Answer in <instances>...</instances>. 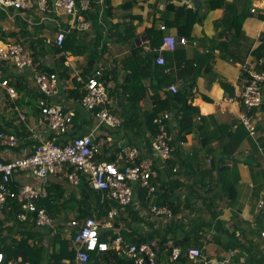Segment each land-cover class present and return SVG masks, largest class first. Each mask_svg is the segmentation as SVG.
<instances>
[{"label":"crops","instance_id":"obj_1","mask_svg":"<svg viewBox=\"0 0 264 264\" xmlns=\"http://www.w3.org/2000/svg\"><path fill=\"white\" fill-rule=\"evenodd\" d=\"M213 1L220 0H94L93 2L90 0V7L86 10L88 13L82 11L87 27L77 29L94 41L98 31L95 27V19L89 15L93 8L100 11L98 18L101 21L100 25L105 26L103 33L104 41L107 43L99 69L103 75L107 69L111 78L107 83L110 97L109 109L112 114L120 118L121 124L118 126L99 124L95 113L82 103L83 92L87 89L79 77L87 78L84 76V68L88 66V51L82 54L68 51L41 56L36 68L24 73L27 88L22 91L16 89L14 96L8 97L5 92H1L0 96V115L3 117L6 128H10L8 123L12 121V128H20V131L26 129L30 138L50 139L48 134L51 130L38 123L39 112L35 108L37 95L35 94V101H32L30 94L38 90L35 83L36 72L39 69L45 70L43 66H58L60 69L59 92L53 99L65 109L75 112L72 127L68 132L69 136H65L59 142L65 141L64 139L70 136L92 134L106 149L105 156L100 155V160H107L111 156L115 158L114 160L124 163L125 159L121 157V154H125L126 148L130 146L136 148L143 158L152 157L153 152L155 157L153 162L157 169L162 158L153 151L155 136L149 129L139 124L144 122L147 114L153 110L156 96L158 94L163 98L172 96V91L170 85H165L158 91V88L155 89L153 86L152 78L148 76L144 79L147 85L145 97L137 106L133 105L132 101L127 99L123 87L124 77L132 71L127 59L133 57L135 50L143 49L144 54L150 53L148 48H151V42L146 32L148 28L154 27L158 32L163 31L165 34L178 38L181 30L187 25L188 10L195 11L197 16L200 15L202 20L194 19L192 25L187 26L189 33L183 35L187 38V43L178 44L185 58L192 62L190 70L198 67L201 71L194 85L190 87L185 100L186 104H191L196 109L191 112L173 113L169 123L171 141L174 145L173 153L164 166V168L167 167L170 176L178 178L186 185L176 191L179 197L174 196V199L178 200L176 205L179 206V213L174 217L166 214L158 216L150 212L153 204L151 203L148 211L150 213H147L150 214L153 225L140 224L143 227L142 233L154 229L158 231V238L155 240H161V237L166 235L167 243L157 248L160 264H174L168 257V244L182 241L188 234L190 238L187 242L176 245L184 249L201 248L210 261L209 264H219L220 260L228 257L229 250L232 248L231 245L227 247L225 231L245 232L252 236L253 227L257 226V221L260 222L258 204L264 196V157L259 153L257 144L264 146V107L257 108L253 114V123L257 125L259 137L250 136L245 126L243 128L245 136L234 151L230 153L226 146L230 143L229 131H235L238 128L241 114L247 111L243 109L240 99L252 69L264 71L261 67L254 68L259 61L254 52L264 44V0H223L220 1L222 5L212 8ZM254 7H256L255 11L252 10ZM111 8L112 10H109ZM107 12L114 14L106 15L108 21L123 24L122 27L128 22L129 14L137 16L133 21L136 26V36L124 40L117 39L116 36L108 37L110 24L103 21V16ZM23 14L25 17L21 18L0 17V46L7 43L6 41H19L22 44L24 42L31 53L33 52L30 46L31 41L38 43L39 47L43 45L42 41L48 45L53 42L61 46L55 40L59 31H55L53 27L60 25V22L70 24L69 17L55 12L53 15L50 13L37 20L44 11L34 6L26 9ZM24 24L28 30L26 35L21 34ZM162 24L168 27L164 29L165 31L161 29ZM12 32L15 35H12ZM173 52L174 50L163 52L166 65L171 63L166 71L169 73L170 68L174 67L176 77L174 83L182 88L192 79L190 73L184 74L183 77L178 76L176 70H179L177 66L179 59L178 57L175 59ZM62 55L66 57L63 64L61 63ZM157 55L155 54L156 57ZM260 62L264 63V57L260 59ZM13 66L11 65V70H8L11 71V79H14V74H18ZM64 67H68L69 75L62 71ZM61 72L65 74L64 77L61 76ZM77 84H82L79 89L81 96L74 92L78 90ZM15 110L18 111L16 114ZM21 112L27 116L24 122H21L19 118ZM129 117L134 118L136 122L132 127L126 124ZM24 143L23 141L22 146ZM34 147L28 146L26 149L24 147V151L17 153L13 152L12 148H3V156L6 158L20 156L22 152L29 153ZM221 167H226V171ZM174 168L177 170L174 171ZM71 170L68 167L64 173L44 179L24 177L27 182L41 184V187L45 184L48 192L55 198V202L60 205L58 208L62 212L60 216L63 215L67 219L65 226L51 230L46 237L47 244H52L57 234H61L66 239L72 238L76 228L69 226L70 221L74 218L78 219L85 211H94L95 208L93 201L90 207L76 202L83 196L82 181L78 184L73 183L67 175V172ZM156 174L158 175L157 171ZM165 175L161 173L158 178H163ZM191 188L194 194L189 193ZM61 189H64V196L56 200ZM133 199L134 206L139 205L138 195ZM2 210L0 207V218L3 216ZM100 221L104 224L108 219L103 218ZM115 221L116 219L111 221L112 234H116L125 226V223ZM104 228L106 227H102L103 233ZM107 228L110 230L109 227ZM196 229L199 231L197 233H203L197 241H195L196 236L192 235ZM155 243L157 244V241ZM124 259H126L125 254L117 246L110 245L107 249L92 252L87 263L75 259L71 263L68 261V264H119ZM44 264H48L47 259ZM182 264H185V261H182Z\"/></svg>","mask_w":264,"mask_h":264},{"label":"trees","instance_id":"obj_2","mask_svg":"<svg viewBox=\"0 0 264 264\" xmlns=\"http://www.w3.org/2000/svg\"><path fill=\"white\" fill-rule=\"evenodd\" d=\"M93 1L94 0H92V2ZM137 1H143V0H137ZM220 1L219 2L213 1V6L211 7L215 8V6L222 5ZM0 6H1L0 17L2 18L7 16L8 17L12 16L14 18L25 17L23 12L26 11V9H15L12 6H4L2 5V3H0ZM35 7L39 9L37 4L34 5V8ZM86 10L88 9H84L82 11L86 12ZM109 10H112V8ZM53 13H55V10L44 11V14H41L39 18H37V20H40L44 15L46 16H48L49 14L53 15ZM99 14L100 11L96 8H93L89 15L90 17H93L95 19L96 22L95 27L98 31V35L96 36V39L94 41L90 40L87 35H83L81 31L77 29L78 28L77 24L71 25V23L70 24L68 23L69 24L68 25V24H64L63 22H60V25H55L53 27L55 31L66 32V36L62 46H58L53 42H51V44L48 45L42 41L43 45L39 47L38 43H36L35 41H31L30 46L31 48H33V52H32L33 64L40 61L41 60L40 57L48 53H61V52L66 53L68 51H73V53L82 54L88 51L89 52L88 66L84 68V76H86L87 78H84L82 82L86 83V81H88L90 77L96 76L95 75L96 72L100 71L101 74L96 77L98 78L99 81H103L107 86V83L111 80L110 76L107 73V69H105L106 70L105 75H103V72L101 71V69H99L101 60H103V55H104L103 53L104 51H106V43H107L106 41H104L105 35L103 33V28L105 26L100 25L101 21L98 18ZM110 14H112L111 16L114 15L113 13L107 12V14L105 13V15L103 16V21L110 24L109 33H107L108 37L116 36L117 39L124 40V39H131L136 36V26L133 24V21L136 19L137 16L129 14L128 22L125 23L124 27H122L123 24L111 23V21H108L106 15L110 16ZM197 15L198 14L195 13V11L188 10L187 25H185V28L181 30L180 32L181 35H179V37L183 36L184 34L188 35L189 29L187 28V26L189 25L190 27L194 19L202 20L199 17L200 15L199 16ZM70 18L71 16H69V19ZM24 25L25 26L23 27L21 34L26 35L28 33V30L26 29V24ZM164 25L167 27L166 24ZM117 31H119V33H117ZM146 32L149 35L151 42V48H148V51L150 53L144 54V52H142L143 49L141 50L139 49V51L135 50L133 53V57L127 59V61L130 62L129 65L132 67V71L129 72L126 77H124V81H123L124 93L127 96V99L131 100L133 105L137 106V104L140 103V101L145 97V94L147 92V85L145 84L144 81L146 77L150 76L152 78L153 80L152 82H154L153 86L155 87V89L157 87L158 91H160V89H162L165 85L168 86L170 85V87L171 85H176L177 86L176 92H174L170 88V90L172 91V96H167L165 98H163L159 94L156 96L155 99L156 101L153 106V110L147 114L146 120L139 124L145 129H149L151 133L156 137L158 131H160V124L156 123L155 119L162 117L163 118L162 121L166 126L168 135L169 137H171L172 134L169 129V123L173 116V113L176 112L175 114H177V112H181V111L191 112L196 109L195 106L188 103L186 104L185 100L188 95L190 87L194 85L195 80L200 76L201 71L200 68L198 67H195L194 69H192V71L190 70V65L192 62L188 61L185 58L183 50L178 45L179 43H177L175 49H173L175 59L176 57H178L179 59L177 62L178 63L177 66L179 70L177 69L176 73L180 77H183L184 74L190 73L189 75L192 79L190 83H185V85H183L182 88L178 86L176 83H174V81L176 80L175 71L173 70L174 67L170 68L169 73L166 71V68L169 67L171 63L170 64L167 63L168 65H166V59L164 63H159L157 61L159 53L164 54L165 51H167L160 49V46L163 43V39L166 34L163 33V31L158 32L154 27L148 28ZM9 35L11 36V33ZM12 35H15V33L12 32ZM155 54L157 55V57L155 56ZM254 54L257 57V60H259L254 65L255 66L254 68L261 67L264 70V63L260 62V59L264 57V44L259 46V48L255 50ZM65 58H66L65 55L61 56L62 64L64 63ZM10 62H11L10 60L0 57V72H2L3 76L10 78L12 74L11 71L8 70H11V65L12 66L14 65L13 67L17 69L18 74L16 73L13 75L14 79H11V84L14 85L17 90L22 91L24 88L28 87V84H25L24 73L27 70L33 69L34 65L27 66L24 68H17L15 64ZM43 68L49 74L55 72L58 75V73L60 72L58 66H46V67L43 66ZM67 69L68 67L67 68L64 67L62 71L64 73H67V75H69ZM63 72H61V76L64 77L65 74H62ZM251 78L252 75L250 74L249 79ZM35 83H36V78H35ZM260 85L264 86V80ZM39 86L40 85L36 83V87L38 88V90L36 92H31L30 100L33 101L35 98V94L37 95L35 108L38 109L39 118H40L41 111L38 106L39 100L43 98H47L50 102L52 101L55 102V101L53 99L54 97H52L51 95H47ZM81 86L82 84H77L76 87L78 90H74V92H76L78 96L80 95L79 89H81ZM1 92H5L8 97L11 96L8 93V91L4 88H1ZM85 92L86 90L83 92V95L85 94ZM262 93H263V99L261 103H259L260 105L252 108H249L244 103L242 97L240 99V102L243 109L249 111L251 114H254L257 108L264 107V89L262 90ZM204 97L208 98V96L206 95H204ZM97 108H99V106ZM97 110L98 109H95L94 113H96ZM17 112H18L17 110L14 111L15 114ZM165 113H168V117H164ZM130 117L129 120H126V124L129 127H132L136 122L134 118L130 119ZM19 118L21 122L27 120V116L24 119H22L20 115ZM11 126H12V121L8 123V127L10 128H6V126H4L3 117L0 115V158L1 159H9L3 156V148H12L13 152L17 153L19 151H24L23 150L24 147L25 149L28 148V146L33 148L35 145L39 144V140H37L36 138L29 137V132H27L26 129L25 131L24 130L20 131V128H15V127L12 128ZM243 128H245V124L242 122V119H240V124H238V128L235 131H229L228 135L230 137V143L226 146V148L229 149L230 153L234 151V148L237 147V145H239L242 139L244 138L245 131H243ZM3 134L16 135L17 138L20 140V144L12 147L11 145L3 144L2 143ZM68 134H69L68 132L60 134L54 130H51V133L48 134L49 136L48 138L55 141H59L65 138V136H69ZM76 137L79 136H74V137L70 136L67 139H64L65 141H60V142L67 143L69 140L74 139ZM21 141L25 142L23 146ZM169 143L171 147H174V145H172L173 142L171 140H169ZM105 151L106 149H104V145H103L102 151L99 154H97L98 160H100V155L105 156L106 153ZM152 153H151L152 157H146V158L154 160L155 157ZM22 155H28V153L25 154V152H22ZM146 158L145 157L143 158V155L139 152V157L137 158V162H140ZM161 158H162V160L160 161L161 163L158 165L157 169L155 168V164H154L155 162H153V168L157 171L159 176L161 173L166 175L163 178L161 177L158 178V175L156 174L152 178L153 183H156L158 187L156 192L149 194L148 188L141 186L139 183H133L134 186L133 198H135L138 195V200L140 201L139 205H136L137 207L134 206V202H133L134 199L130 204L123 205L122 203L119 202V200L113 198L111 195H107L108 190L96 189L89 184L88 180L82 178L81 181L83 188V196L81 200H77L76 202H79V204L81 205L90 207L92 206L93 204L92 201H93L95 206L94 208L95 212L93 210L92 212L85 211L83 212L82 216H79L78 219L88 216V217H96L97 219L101 220L104 217H106L105 219H108V221L110 220L113 221L114 219H116L115 222L125 223V226L121 228V230L118 231L116 234H112L111 229H113V226L111 227L108 226L110 230H107L108 229L107 227L104 228L105 232L101 234V240L103 241L107 240L113 242L117 237H122L124 247L130 243H137V244L149 243L157 250L158 246L160 245L163 246V244H166L168 241L166 235L164 237H161V240H155L156 238H158V234H157L158 231L154 229L153 231L142 233L141 229H143V227L140 225L141 223H144L145 225L147 224L153 225L152 221H150L151 216L150 214H148L152 212V211L148 212L151 203H157L159 205L169 206V208H171L173 212L172 217H174V215L179 213V206L176 205L178 200H175L174 196L179 197V194L176 191H178V189L186 185L178 178L175 177L173 178L172 176H170L168 174L169 172L167 171V167L164 168L169 158L165 159L162 156ZM114 159L115 158H112L110 156L107 159V161H114ZM221 168L224 171H226L227 169L226 167H221ZM208 172H210V170ZM11 187L14 190L15 194H17V192L19 191L18 189L20 187L19 180L18 179L13 180L11 182ZM43 188L46 189L45 184H43ZM63 192L64 189H61V192L56 200H60L64 196ZM189 193L194 194L192 188ZM262 198H264V196ZM39 204L45 206L49 215L54 219V224L52 227L43 228L41 226H38L35 219L36 216L35 213H29L30 216L27 220L24 221L21 220L19 218V214L22 211H24L22 202L17 198V196L8 197L6 203L1 207L3 209L2 210L3 216L2 218H0L1 219L0 220V252L4 253L7 261L13 260L18 264H44L46 259L48 260V264H68V261L70 263L74 262L76 259V253L73 248V240H72L73 236L70 239H66L62 237L61 234H57L53 239L52 244H47L48 239L46 237H48L51 230L58 229L59 226H65V222H67L65 216L63 215L60 216L62 213L58 209L60 205L55 202V198L52 197L51 193L48 194L47 198L41 199L39 201ZM114 210L116 211V214H114V216L111 217L110 213L113 212ZM259 214H260V222L257 221L256 223L257 226L253 227L252 236L245 234V232L238 233L237 231H233V232H230L229 230L225 231L227 234V242H226L227 247L231 245L232 248L229 250V254L227 257L228 259L226 258L223 259L222 261L220 260L219 264H226V263L227 264H264V250L260 249V245L262 243L264 244V238H262L261 235V232L264 230V207L260 209ZM69 226L76 228L73 231V235H75L78 226L76 227L72 226L71 221ZM194 232L195 233H193L192 235L196 236L195 241H197V239H199V237L202 236L203 233L202 232H200V234L197 233L199 232L197 231V229ZM215 237L218 238V236ZM189 238H190V234H188V236H186L184 240L175 242V244H179V243L184 244L189 240ZM155 241H157V244L155 243ZM231 250H234V254H231L230 252ZM242 257H244V260H242ZM130 264H135L134 260H130Z\"/></svg>","mask_w":264,"mask_h":264},{"label":"built area","instance_id":"obj_3","mask_svg":"<svg viewBox=\"0 0 264 264\" xmlns=\"http://www.w3.org/2000/svg\"><path fill=\"white\" fill-rule=\"evenodd\" d=\"M4 6H12L15 9H28L35 4L41 10H51L49 0H0ZM90 7V0H55L54 10L60 15L71 16V25H76L79 28L87 27L85 16L82 10ZM253 11L256 7L252 8ZM69 19V20H70ZM165 29L164 24L161 25ZM66 32L61 31L57 35V43L61 45L65 39ZM177 43H187V38L181 36L179 39L171 34H166L163 43L160 46L161 50H173ZM0 57L8 59L17 66L24 68L33 66V57L31 52L21 42H10L5 46H0ZM157 61L164 63L165 58L162 53H159ZM101 74L96 72V76ZM252 78L244 87L241 94L244 103L249 107L260 105L263 99L262 84L264 80V72L262 70L252 69ZM96 76H92L86 81V93L82 97L83 105L95 111L99 119V124L108 126H118L121 124L120 118L112 114L109 109L110 97L107 86L103 81H99ZM36 83L47 94L54 97L59 92V77L57 73L51 74L47 71L39 69L36 74ZM81 81L82 77H79ZM1 88L8 91L11 96L16 94V88L11 84V78L5 77L0 73V96ZM174 92L177 91L176 85L170 87ZM38 106L41 111V116L38 123L45 125L49 130H54L60 134L69 132L73 124L75 112L65 109L62 105L55 102H50L47 98L40 99ZM99 106V108H97ZM21 118L26 115L21 112ZM164 117H168L165 113ZM242 122L248 128L250 135L258 137L259 130L257 125L253 123V116L248 111L243 112L240 116ZM162 117L156 118L155 122L160 124L154 138L153 150L163 158L171 156L173 147H171L166 126L162 121ZM36 138V137H35ZM38 138V137H37ZM39 139V144L35 145L34 149L28 155L14 156L9 159L0 158V207H2L8 197L17 196L22 202L23 209L19 214L21 220H27L29 213H35V219L38 226L52 227L54 219L49 215L45 206L40 205L41 199L47 198L49 192L41 187V184L27 182L24 179L27 177H35L44 179L51 175L64 173L68 167L73 168L68 171L70 180L78 184L82 178L89 181V184L96 189L108 190L107 195L119 200L123 205L130 204L133 201L134 186L133 183H139L141 186L148 188L149 194L157 191L156 183H153L152 178L156 175V170L153 168V160L146 158L137 162L139 152L136 148L128 146L125 154L121 157L125 159L124 163L120 160L107 161L98 160L97 154L102 151V143L96 141L92 134L76 137L69 140L67 143L58 142L52 139ZM3 144L17 146L20 140L16 135H4ZM259 151L264 155V146L259 145ZM23 177V179H21ZM15 179L19 180L20 187L17 194L11 187V182ZM260 206H264V198L260 200ZM154 214H166L172 216L173 212L167 205H159L153 203L150 209ZM116 214V211L110 213L111 217ZM71 225L77 228V232L73 235V248L76 253V260L82 263H87L92 252L97 250L107 249L110 245L117 246L118 249L125 254L126 259L119 264H130V260H134L135 264H160L158 261L157 250L149 243H130L123 246V238L117 237L113 242L101 240L103 233L102 227H111L112 222L107 221L104 224L96 217H85L81 219H72ZM264 238V230L261 232ZM169 260L174 264H209V260L198 247L184 249L173 242H169ZM234 254V250L230 251ZM228 259V258H227ZM0 264H18L13 260H6L3 252H0Z\"/></svg>","mask_w":264,"mask_h":264},{"label":"clouds","instance_id":"obj_4","mask_svg":"<svg viewBox=\"0 0 264 264\" xmlns=\"http://www.w3.org/2000/svg\"><path fill=\"white\" fill-rule=\"evenodd\" d=\"M52 1V2H51ZM54 3H55V0H49V4H50V8H51V10H54ZM51 4H52V7H51ZM41 10V9H40ZM51 10H47V11H51ZM42 11H45V10H42ZM56 12V11H55ZM57 13V12H56ZM59 32H61V31H59ZM59 32H57V34H56V37H55V40H56V42H57V35H58V33ZM181 37V36H180ZM179 37V38H180ZM178 38V39H179ZM11 41H9V42H7V43H10ZM19 42V41H18ZM7 43H5V44H7ZM4 44V45H5ZM63 44V43H62ZM62 44H61V46H62ZM4 45H2V46H4ZM23 45H24V42H23ZM25 46V45H24ZM26 47V46H25ZM26 49H27V47H26ZM27 50H29V49H27ZM30 51V50H29ZM31 55H32V53H31ZM35 64H37V63H35ZM46 71V70H45ZM90 110V109H89ZM91 111H93V110H91ZM94 112V111H93ZM97 113V112H96ZM96 113H95V115H96ZM248 113L250 114V115H252L253 116V114H251L249 111H248ZM102 125H105V124H102ZM247 128V127H246ZM248 130V129H247ZM249 132V131H248ZM250 134V133H249ZM259 137V136H258ZM59 142V141H58ZM257 147H258V151H259V145L257 144ZM259 153L261 154V155H263L260 151H259ZM264 156V155H263ZM177 170V168H174V171H176ZM258 206H259V211H260V209L262 208V207H264V206H260L259 204H258ZM244 257H242V259H243Z\"/></svg>","mask_w":264,"mask_h":264},{"label":"rangeland","instance_id":"obj_5","mask_svg":"<svg viewBox=\"0 0 264 264\" xmlns=\"http://www.w3.org/2000/svg\"><path fill=\"white\" fill-rule=\"evenodd\" d=\"M7 44H5V46H6ZM251 136V135H250ZM264 157V156H263ZM104 218H106V217H104ZM260 249L261 250H264V244L262 243L261 245H260ZM242 260H244V258L242 259ZM222 261V260H221ZM227 264V263H226Z\"/></svg>","mask_w":264,"mask_h":264}]
</instances>
